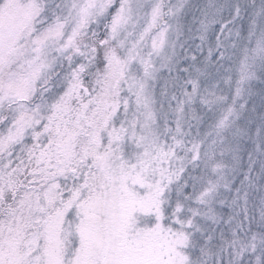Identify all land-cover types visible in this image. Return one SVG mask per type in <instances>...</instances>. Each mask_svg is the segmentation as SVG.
<instances>
[{
  "label": "snow or ice",
  "instance_id": "obj_1",
  "mask_svg": "<svg viewBox=\"0 0 264 264\" xmlns=\"http://www.w3.org/2000/svg\"><path fill=\"white\" fill-rule=\"evenodd\" d=\"M0 264H264V0H0Z\"/></svg>",
  "mask_w": 264,
  "mask_h": 264
}]
</instances>
